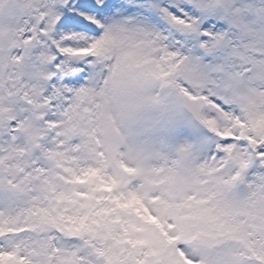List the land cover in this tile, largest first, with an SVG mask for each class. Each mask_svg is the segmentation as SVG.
Listing matches in <instances>:
<instances>
[{
  "label": "snow or ice",
  "instance_id": "6c2138e0",
  "mask_svg": "<svg viewBox=\"0 0 264 264\" xmlns=\"http://www.w3.org/2000/svg\"><path fill=\"white\" fill-rule=\"evenodd\" d=\"M0 264H264V0H0Z\"/></svg>",
  "mask_w": 264,
  "mask_h": 264
}]
</instances>
